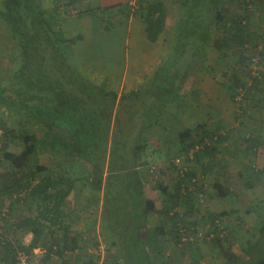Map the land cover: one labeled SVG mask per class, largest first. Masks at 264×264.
Returning <instances> with one entry per match:
<instances>
[{"label": "rangeland", "instance_id": "obj_1", "mask_svg": "<svg viewBox=\"0 0 264 264\" xmlns=\"http://www.w3.org/2000/svg\"><path fill=\"white\" fill-rule=\"evenodd\" d=\"M115 1L89 0L85 11L80 12L74 8L75 14L61 11L58 3L61 15L68 17L69 22V25H65V28L63 26L61 31L68 37L77 35L83 37V42L77 43L74 53L72 52L70 56L76 71L84 78L95 83L97 80L108 89L121 94L129 92L120 89L124 72L133 73L140 70L136 65L139 62L138 47L147 44L152 48V61L149 62L151 74L136 76L137 80L142 82L135 90L139 93V99L133 109L137 114L136 119L144 115L145 120L154 121L153 129L145 134L151 146L147 150L151 164L141 171L146 187L145 196L155 203V210L145 219L144 228V232L150 233L152 240H156L154 243L151 242L152 245L150 244L152 263L222 264L224 258L220 250H223L230 252L235 258L228 264H258L264 258V175L257 177L253 171L264 169V92L254 90L249 93L248 86L246 89H239L236 101H232L228 87L233 82L234 76H241L240 74L243 73L235 54L225 48L220 51L215 47L207 49L202 54L199 64H193L196 60L190 61V53L185 56V60L189 57V61L183 60V53L176 52L175 49L178 36L177 7L183 0H163L166 28L156 44L147 41L141 25L142 33L136 28V21L141 22L138 17L134 16L136 21L132 26L128 23L132 12L126 6L127 2L118 6L124 13L119 18L114 7L104 9L112 6ZM240 1L246 4L247 1L253 0ZM41 3L44 18L50 23L52 21L57 23V19L60 18L57 1L41 0ZM254 3L256 6L251 15L244 11L246 10L244 6L240 11L243 15L249 16V32L254 34L249 49L259 44L261 36L264 35V2L259 3L255 0ZM2 5L3 0H0V7ZM141 24L144 28L143 23ZM54 29L57 31V28ZM0 41L3 43L7 41L5 49L4 44L0 45V84L9 86L12 74L20 63V49L5 21L0 25ZM254 54L255 52L251 51L248 53V56L254 60L253 75L264 73V47L260 45L256 55ZM159 69H162L160 76L163 78L159 81V85L151 86V79ZM242 80L250 85L248 76H244ZM5 113H7L5 108L0 106V138L3 136L2 131L6 122ZM199 125L225 135L224 141L216 145V154L212 158L202 157L197 161L194 158L191 161L187 155L183 156L189 170H193V175L188 173L190 176L187 177L186 183L182 184L183 187L180 186V194L185 196L189 193L192 200H185L181 195L184 200L182 202L180 199L176 200V197L166 196L163 202L161 191L156 188L157 182L169 183V192L172 195L176 194L179 177L175 168L169 169L168 166L174 167V160L181 153L178 135L188 129L194 130ZM251 135L256 137L260 145L247 151L244 138ZM11 144V152L20 151L15 143ZM1 146L0 140V176L6 172L8 166L7 156L4 155ZM62 163L59 157L43 155L38 166L47 167L52 171L59 168ZM88 171L87 166L82 163H77L73 167L64 165L58 186L54 182L53 185L44 175L43 178L34 179L33 188L48 183L52 186L50 190L52 194L57 192L56 194L59 193L63 198L88 197L87 200L92 199L91 205L94 206L99 203L102 194L94 191L85 181ZM193 180L196 182L193 183ZM215 184L229 188L236 194V198H220L214 188ZM25 199L21 204H16L12 211L9 208L10 199L0 200V218H2L0 230L7 238L10 237L7 229L12 230L13 223L19 218L27 217L29 213L26 210L30 207L31 201L30 203L28 201L31 198ZM176 202L177 207L173 208L172 205ZM247 209L251 210L250 214L247 213ZM49 210L52 214L53 209ZM34 213H37V209ZM174 213L182 217L185 223L180 217L176 222L173 221ZM211 215L218 216L217 228L223 230V233H219L223 237L220 247L210 239L216 236L212 233L214 227L211 224ZM43 221L40 220L41 223ZM111 223L113 226L117 225L115 220ZM106 224L102 218L99 229L101 242H98L102 249L81 250L77 256L64 253V259L59 258L64 262L68 261V264L71 262L112 264V260L118 257V250H125V245L122 242V233L117 230V238L112 237L108 231L110 223ZM47 226L45 221L44 229L39 232L36 228L35 232L41 235L47 233ZM184 229L186 230L183 233L180 232ZM177 231L184 234V238L190 240L193 245H190V242L183 247L178 243ZM181 241L185 242L183 239ZM0 242V263H2L6 259L1 258V253L7 250L8 254L9 251L7 245ZM12 242L14 244H10L12 247L10 250L13 252L9 255V261H12L14 253L20 250L17 242ZM44 246L48 247L46 243Z\"/></svg>", "mask_w": 264, "mask_h": 264}, {"label": "trees", "instance_id": "obj_2", "mask_svg": "<svg viewBox=\"0 0 264 264\" xmlns=\"http://www.w3.org/2000/svg\"><path fill=\"white\" fill-rule=\"evenodd\" d=\"M61 1L58 0V3ZM254 2L247 1L244 4V1L242 3L239 0H183L177 7L178 36L175 49L183 53V60L190 53V61L196 60L193 64H197L202 54L214 47L219 51L223 48L232 51L237 57L243 74L234 76L228 87L233 102L238 97V90L248 86L249 93L254 90L264 92V73L253 75L254 60L248 56L250 51L256 55L260 45L264 47V35L259 44L249 49L254 34L249 32V16L240 12L244 6V11L251 15L256 6ZM131 3H135V6ZM74 5L75 0H72L66 4V8ZM126 6L130 8L133 17L142 21L147 41L156 44L165 32L163 0H127ZM41 9L40 0H3L0 7V19L9 25L20 49V63L12 74L10 85L0 84V106L7 112L0 140L1 149L8 160L7 170L0 176V200L10 199L9 208L12 211L16 204L31 198L27 209L31 211V206L36 205L38 215L36 219L32 216L26 218L19 226L34 223L41 232L51 214L50 206H53L51 210L57 215L62 213L60 207L63 197L57 192L52 194V186L48 183L33 188L34 179L46 175L53 185L55 183L58 186L64 165L73 167L82 163L89 169L85 181L103 196L102 218L105 224L110 223L109 233L116 238L118 231L122 233L125 250H118V257L112 260V264H153L150 246L156 240H152L144 228L145 219L155 210V203L145 196L146 187L141 171L151 164L147 153L151 146L145 134L153 129L154 121L145 120L144 115L139 113L136 119L137 114L133 109L139 93L135 90L119 94L106 85L81 76L72 65L70 56L83 37L78 35L67 38L61 30L56 31L54 24L44 18ZM187 58L186 62L189 61ZM161 70L151 79V86L159 85L163 78L160 76ZM244 76H248L250 85L243 82ZM216 135L217 140H214ZM178 137L181 153L176 158L187 155L197 142L204 143L205 139H211V145H205L204 150L195 155L197 161L202 157H214L216 145L224 141L225 135L199 125L194 130L181 132ZM244 142L247 151L260 145L254 135L244 138ZM11 143H15L20 151L11 152ZM43 155L59 157L63 163L52 171L47 167L42 168L38 165ZM168 167L174 169L171 165ZM189 172L193 175V170ZM253 172L257 177L264 175V169ZM178 179L175 195L169 192V183L157 182L156 188L161 191L163 202L166 196L176 197V200L182 202V197L192 200L189 193L185 196L180 194V186L186 183L187 178ZM214 188L222 199L236 198L233 191L221 184H215ZM22 194L23 198H17ZM172 207H177V202ZM247 213L250 214L251 210L247 209ZM178 217L174 213L173 221L176 222ZM217 217L211 215L214 227L212 233L216 236L210 239L220 247L223 237L219 233H223V230L217 228ZM40 220H44L43 223ZM113 220L117 225H112ZM180 232L177 231V242L186 247L191 241L182 242L184 234ZM40 236L41 233H37V238ZM64 237L67 238V235ZM60 246L61 243L57 242L47 247L46 259L53 255L64 259L66 251ZM10 248L8 243V255L13 252ZM19 249L28 254L33 253V249ZM220 252L224 258L222 264L235 259L230 252ZM64 263L68 264V261ZM258 264H264V258Z\"/></svg>", "mask_w": 264, "mask_h": 264}, {"label": "crops", "instance_id": "obj_3", "mask_svg": "<svg viewBox=\"0 0 264 264\" xmlns=\"http://www.w3.org/2000/svg\"><path fill=\"white\" fill-rule=\"evenodd\" d=\"M56 1H57L58 15L60 18L57 19V23L52 21V24H54L53 28H57V30L60 31L61 29H63V26L65 28L66 27L65 25H69V22L67 21L68 17L61 15V11L58 5V0ZM88 2L89 0H75V5L72 8H75L77 11H80V12L85 11V6ZM126 2L127 0H116L114 3L111 4L112 6L108 8H104V7L103 8L110 9L114 7L113 9L117 10L115 11V13H117V17L119 18L120 16L124 15V13H122L121 8H118V6ZM130 5L135 6L134 3H131ZM165 18H166V15L164 14V20ZM2 21L3 20L0 19V25H2ZM128 21H129L128 23L131 26L133 22L136 21L135 18L133 17V14L131 15V18L128 19ZM136 23L137 24H135V26L137 29H139L140 31H141V28L142 30H145V28L142 27V24H141L142 21L141 22L136 21ZM140 25H141V28H140ZM165 25H166V22L164 23V27L166 28ZM138 34L140 35L139 32ZM66 37L74 38V37H68V36ZM0 42H1L0 45L4 44L3 47L5 49L6 42L4 43L2 41ZM77 45H75V47ZM75 47L73 48V53H74ZM138 48H139L138 49L139 50V55H138L139 62L136 63V65L139 66L140 70L133 72V73L124 72V75H123V78L120 84L121 90H124V91L126 90L129 92L136 90L137 85L141 84L142 82L141 80L140 81L137 80L136 76L144 75V74H147V75L151 74L150 65H149L151 63L149 62L150 60L152 61V48L150 46H147V44H145L143 47L140 46ZM142 52H144V54ZM96 79H99V78H96ZM96 83H98L97 80H96ZM64 198L66 199L64 200ZM64 198H61L63 199L62 200L63 202L60 207L62 210V213L57 215L56 213H54L55 211H53V213L50 214V216L48 217V222H47V225H48L46 229L47 233H44V234L42 233V235L39 238H37L38 232H35V229L37 227H35L34 223L24 225L22 227L19 226V224L22 223L21 221L25 220L26 218H29L30 216H32L33 219H36L37 213H34V210L36 209L35 205L31 206L32 208L31 211H29L28 209L26 210V211H29V213H27V217L19 218L16 220V222L13 223L12 230L10 228L7 229V232L10 235V237L8 236L10 240L17 242V245H19L18 247H22L24 250L33 249V253L39 254V257H41L42 264H57L54 255L53 256L51 255L52 256L51 258L48 257L46 259L48 248H45L44 246L45 243L48 245V247L54 243L56 244L57 242L61 243L60 248L63 247L66 251L65 252L66 254L70 253V255H76V256L78 252H80L81 250L92 251L94 248L102 249V246L100 247L98 245V242L100 241V236H101V232L99 231V229L101 228V225H102L103 196L99 198V203H96L94 206L91 205V203H93L92 199L87 200L88 197L86 199L85 197H79L75 199V196L64 197ZM50 207L49 209H53V206H50ZM24 210L25 209H22V211ZM87 216L90 218L89 220ZM64 235H67V238L64 237ZM87 236L89 240L87 239ZM59 239H60V242H59ZM1 254H2L1 258L6 259V261L0 264L9 263L10 259H9V255L7 254V250H5ZM79 257L82 259L81 256Z\"/></svg>", "mask_w": 264, "mask_h": 264}, {"label": "built area", "instance_id": "obj_4", "mask_svg": "<svg viewBox=\"0 0 264 264\" xmlns=\"http://www.w3.org/2000/svg\"><path fill=\"white\" fill-rule=\"evenodd\" d=\"M72 0H62L60 2V9L63 12H69L70 14H75L76 12L74 11V8L72 7H67L66 8V4L70 3ZM70 10V11H69ZM214 140H217V135L213 138ZM212 141L211 139H205L204 143H199L197 142L193 148L190 149L189 153L187 154V158H189V160L193 161L195 158V155L199 152H202L204 150V146L205 145H211ZM185 157V156H184ZM184 157H180V158H176L174 160V168L176 171V174L179 178L181 179H185L187 178V174L189 173V167L186 165V163L184 162ZM196 180H193V183H195ZM183 187V186H182ZM24 194L17 196V198H23ZM2 220V218H0V221ZM185 230H181V232L183 233ZM0 239L2 241L3 245H7L8 243H12V245L14 244V242H12L9 238H7L2 231L0 230ZM183 241H187L186 238H183ZM56 259V263L57 264H65L63 262V260H61L58 256H54ZM41 257H39V254H28L27 252L23 251V250H19L16 251L13 255V259L12 261H10L7 264H42L41 261Z\"/></svg>", "mask_w": 264, "mask_h": 264}]
</instances>
